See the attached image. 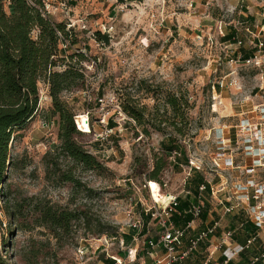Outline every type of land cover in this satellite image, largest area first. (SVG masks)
Returning <instances> with one entry per match:
<instances>
[{"label":"rangeland","instance_id":"obj_1","mask_svg":"<svg viewBox=\"0 0 264 264\" xmlns=\"http://www.w3.org/2000/svg\"><path fill=\"white\" fill-rule=\"evenodd\" d=\"M45 11L50 20L70 29L69 47L61 46L65 53L85 56L79 63L84 87L64 92L62 98L81 130L78 141L106 169H85L57 149L59 117L51 113L48 87L40 83L38 111L10 145L13 164L3 191L9 189L10 200L22 201L23 207L20 219H13L6 211L8 198L0 196V255L7 264H107V254L120 256L122 264H145L144 258L134 259L128 245H121L123 237L140 222L134 235L138 252H145L147 239L162 231L158 219L146 218L154 200L170 194L186 207L194 203L192 178L214 177L217 132L224 129L232 136L238 114L264 102V0H47ZM97 32L107 34L109 42ZM253 50L255 63L239 60L241 53ZM223 79L236 87L217 91L222 105L214 108L212 86ZM173 95L180 99L179 116L166 103ZM246 97L252 100L249 104L241 102ZM126 101L147 106L149 135L122 110ZM171 139L180 154L167 155L161 143L168 146ZM161 160L166 165L157 184H150L147 174ZM58 169L72 171L82 185L62 181ZM46 202L79 209L92 225L76 222L54 238L31 217L35 204ZM204 210L205 225L216 214L227 228V215L209 197ZM177 212L169 221L182 227L184 219L174 218ZM97 222L104 233L96 232ZM247 230L250 226L243 232ZM193 234L189 231L187 237ZM81 247L88 249L83 258ZM207 247L203 244L181 264H201Z\"/></svg>","mask_w":264,"mask_h":264},{"label":"trees","instance_id":"obj_2","mask_svg":"<svg viewBox=\"0 0 264 264\" xmlns=\"http://www.w3.org/2000/svg\"><path fill=\"white\" fill-rule=\"evenodd\" d=\"M116 1L124 4L134 0ZM69 34L70 29L66 24L53 22L46 15L43 0H0V196L8 198L5 200L6 211L16 220L21 217L23 202L11 201L10 190L3 191L8 171L13 164L10 157V145L14 134L24 129L38 111L40 83L48 87V94L52 101L51 113L59 117L60 144L57 149L85 169L95 171L106 169L98 158L88 152L78 141L77 137L81 134V130H77L75 115L62 98L64 92L83 88L85 85V76L82 67L79 66V63L85 60V56L81 53L68 55L61 47L62 45L69 47V44H65ZM97 36L109 42L107 34L101 35L97 32ZM228 37H233V33L228 34ZM254 50L240 55L243 59H248L254 55ZM74 57L78 59L75 63L72 62ZM59 63L63 65V68L58 69L61 66L58 65ZM179 100L174 95L166 100L171 112L177 116H179ZM121 108L142 127L144 134L149 135L145 126L146 105L135 107L130 101H126ZM108 125L110 128L114 127L112 120ZM170 125L178 134H181V129L176 128L174 122ZM169 141L168 146L161 143L167 155L173 152L180 154L176 140ZM165 165L166 162L163 160L156 162L154 169L147 174L150 184H157L154 181H158V175ZM58 171L62 181L74 183L75 186L82 185L72 171H61V169ZM191 181L196 194V188L203 181V177L197 175ZM185 205L180 202L178 211L184 210ZM33 208L31 216L33 224L47 229L54 238H58L61 233H68L76 222H82L87 227L92 225L88 215L79 209L71 210L51 202L36 203ZM146 218L150 219V215L146 214ZM174 218L179 219L180 216L175 215ZM190 219L187 217V221ZM95 227H97V233H104V227L100 222H97ZM135 232V229H132L128 236L123 237L122 240L126 245L132 241ZM4 259L5 256L0 255V264H7ZM113 263V260L108 261V264Z\"/></svg>","mask_w":264,"mask_h":264},{"label":"built area","instance_id":"obj_3","mask_svg":"<svg viewBox=\"0 0 264 264\" xmlns=\"http://www.w3.org/2000/svg\"><path fill=\"white\" fill-rule=\"evenodd\" d=\"M46 1L43 0L45 5ZM262 45L260 42L255 48ZM256 59L257 53L248 59L239 56V60L247 64L255 63ZM234 87L236 85L233 82L225 79L215 82L212 89L217 103L213 107L222 105L217 91ZM250 101L252 100L246 97L241 102L249 104ZM238 117L232 136L226 135L224 129L217 132L216 153L212 158L211 170L214 177L212 181L203 178L199 183L194 196L195 202L177 212L178 197L166 194L169 197L167 202L154 200V206L147 209L150 218L158 219L162 227L159 237L149 238L145 243V252L152 264H177L189 259L206 243L207 254L201 264H231L252 250L247 264H264V102L252 105L251 109L239 113ZM172 154L174 156L177 153ZM187 169L190 171V168ZM219 171H223L221 173H225L226 177ZM207 197L216 208L221 209L222 216L242 215L245 221L238 228L227 229L222 228L221 219H217L206 228L197 230L195 222L203 214ZM175 212L179 216H190L191 219L184 227L175 226L169 221ZM245 223L252 224L254 230L244 243H237L235 237ZM139 226L140 222L132 227L136 229ZM189 231H194V234L187 237ZM184 240L186 243L182 247ZM134 241H138L136 236ZM123 244L122 240L121 245ZM87 251V247H81L80 257L83 258ZM217 254L218 257H215ZM136 255L135 253L134 259ZM107 256L114 261L113 264L123 263L119 256Z\"/></svg>","mask_w":264,"mask_h":264},{"label":"crops","instance_id":"obj_4","mask_svg":"<svg viewBox=\"0 0 264 264\" xmlns=\"http://www.w3.org/2000/svg\"><path fill=\"white\" fill-rule=\"evenodd\" d=\"M179 203H180V201H179ZM215 216H216L215 218H211L212 220L207 225H205L204 223L206 222L207 214L205 213V210H204L203 214L201 215L200 219L198 220L199 227L197 228V230H202V229L206 228L209 224H211L213 220L219 219L216 214H215ZM181 217L184 219L183 220V225H182V227H184L186 222H187V217H190V216L189 215H185V216H181ZM220 218H223V217L221 216ZM227 218H228V224H226L227 229L238 228L239 224L241 222L245 221L244 217L242 215H227ZM220 221H221V225H222V219ZM247 226H250L251 230H247L248 232H243L244 228L245 227L247 228ZM222 228H224V227L222 226ZM253 230H254V227L252 226V224L245 223L244 227L240 231L238 230L239 232L237 233V235L235 237L236 242L237 243H244L245 240L248 238L249 234L253 232ZM134 237H135V235H133L132 241L128 244L127 247L131 248L130 250H132L133 255H134V253H137V255L135 257V260H138V259L142 260V258H144L143 261H144L145 264H152V262L149 261L150 257L146 254V252H144V251L138 252V249H139L138 243L134 241ZM251 252H253V250ZM251 252L243 254L242 257L240 258V260L234 261L231 264H235V263L236 264H247L248 263V258H249V255L251 254ZM108 261H110V260H107V264H108ZM177 264H181V262H179Z\"/></svg>","mask_w":264,"mask_h":264},{"label":"bare ground","instance_id":"obj_5","mask_svg":"<svg viewBox=\"0 0 264 264\" xmlns=\"http://www.w3.org/2000/svg\"><path fill=\"white\" fill-rule=\"evenodd\" d=\"M215 110H216V109H215ZM168 199H169V197L166 196V197H164V198L162 199V201H161V200H160V201L163 202V203H165V202H167ZM160 201H159V202H160Z\"/></svg>","mask_w":264,"mask_h":264},{"label":"water","instance_id":"obj_6","mask_svg":"<svg viewBox=\"0 0 264 264\" xmlns=\"http://www.w3.org/2000/svg\"><path fill=\"white\" fill-rule=\"evenodd\" d=\"M9 164V163H8Z\"/></svg>","mask_w":264,"mask_h":264}]
</instances>
